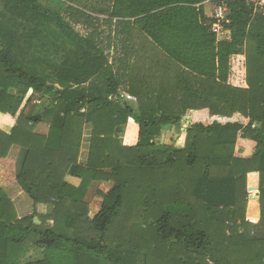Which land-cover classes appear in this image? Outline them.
Listing matches in <instances>:
<instances>
[{
  "label": "trees",
  "instance_id": "trees-1",
  "mask_svg": "<svg viewBox=\"0 0 264 264\" xmlns=\"http://www.w3.org/2000/svg\"><path fill=\"white\" fill-rule=\"evenodd\" d=\"M2 2L0 113L17 118L9 134L0 131V159L21 149L18 184L53 211L38 224L17 219L0 185V264H138V253L143 264H264V14L243 0ZM99 2L113 34L91 15ZM209 3L226 5L229 39L211 30ZM73 24L92 29L81 35ZM242 54L245 87L228 83L230 58ZM125 84L135 106L122 97ZM101 108L114 136H91L79 164L83 124ZM201 108L248 122H196L183 147L158 142L163 129L179 130L186 110ZM128 118L138 125L132 146L119 140ZM238 137L255 143L251 156L235 155ZM69 172L79 187L65 183ZM249 173L258 174L256 223L245 216ZM97 174L114 185L89 218L81 194ZM31 250L42 257L23 261Z\"/></svg>",
  "mask_w": 264,
  "mask_h": 264
},
{
  "label": "crops",
  "instance_id": "crops-1",
  "mask_svg": "<svg viewBox=\"0 0 264 264\" xmlns=\"http://www.w3.org/2000/svg\"><path fill=\"white\" fill-rule=\"evenodd\" d=\"M110 49H112L111 50L112 55L105 52L109 55V60H111L113 57H117L114 54V49L113 48ZM110 49L107 50L110 51ZM170 63L173 64L174 66H177L174 60H171ZM147 93H150V91L149 90H147L146 92L144 91L142 95L145 96V94ZM211 117H214L213 120H215L217 117H221V116H212L207 108L188 109L181 117L180 125L183 124V121H189L188 125L196 122H202L204 124H208L212 122V120L208 121L210 120L209 118ZM16 118L17 115L11 116L9 114L0 113V131L9 134L16 124ZM89 118H90L89 122L83 124L82 132H81V141H80L77 163L82 165H85L88 160L91 136H98L101 138L114 136V131L110 124L107 111L105 109L101 108L95 110L90 114ZM94 118H96V122L99 125V129H102L101 131L95 130ZM44 121L45 122H41L35 127L36 131L40 130L39 133L40 135H44L43 132L46 127L48 130V120L44 119ZM174 129L176 131H180L174 127L163 129V131L160 134L161 137L159 136L161 139V141L159 142L161 144H171L177 148H181L184 145L186 128L184 131H180L177 135H172ZM165 138L167 140H165ZM119 140L121 144L125 146H132L136 144L138 140V125L132 118H128L127 123L123 129V134L120 136ZM254 147H255V143L253 141L238 137L235 144V155L241 157H249L254 152ZM243 150L245 152L244 154L238 153V151H243ZM21 153H22L21 149L13 146L10 149L7 156L0 159V185L7 197L5 199L6 206L8 208L11 207L12 209V213L11 211H9V214L15 215L17 219H22L26 216L31 215L33 217L32 223L38 224L42 220V217H46L52 214L53 204L33 203L31 198L28 196V194L25 193V191H23L21 186L18 184L17 175L19 174L20 165L22 163ZM106 170L107 169L97 170V171H106ZM97 175L98 177L96 179L89 180L86 189L81 194L82 195L81 203L87 205V217L89 218H93L101 208L103 198L100 197L99 192L108 193L114 185V183L111 180H101L99 178V175L101 174H97ZM248 176H251V179L253 178L252 176L257 177L256 173H249ZM255 179L256 178H253V182ZM64 181L70 187L77 188L81 183V178L69 172L65 176ZM64 188L65 190H67V186H65ZM72 195L76 197L78 193H73ZM249 215L257 218L256 221L259 220V209L253 205L251 206L250 201H248V205L246 209V217ZM47 223L51 224L52 220L48 219Z\"/></svg>",
  "mask_w": 264,
  "mask_h": 264
},
{
  "label": "rangeland",
  "instance_id": "rangeland-1",
  "mask_svg": "<svg viewBox=\"0 0 264 264\" xmlns=\"http://www.w3.org/2000/svg\"><path fill=\"white\" fill-rule=\"evenodd\" d=\"M2 4H3V2H2V0H0V10L3 7ZM100 5H101L100 2L98 4H94L93 5V8L95 10L93 11V13H91V15L94 18V20H95V18L99 19V24L101 26L98 24V28H100L101 31H104L105 35H107L108 33H112L113 34V32H111L110 28L108 27V25H105L103 23V19H106L105 16L97 13L98 12L97 9L99 8ZM213 9H214L213 3H209L208 5L205 6V13H207V16H211L212 15ZM257 12L260 13L261 11L260 10H257ZM66 18H68V15L66 16ZM95 22L97 23L98 21H95ZM20 27H23V25H21ZM73 27L81 35H87L91 31V29H92L90 27L83 26L82 24H73ZM33 29H34V27L31 26L30 27V30H33ZM216 36L218 38H220V39H229L230 38V32L222 33L221 35H217L216 34ZM39 41H41V38H39L37 40V44L39 43ZM136 45H139V43L137 42ZM38 49H42L43 50L44 48L39 46ZM111 50L112 49H110V51L109 50H105V52H107L110 55H112V51ZM26 59L29 60L31 58L28 57ZM57 59H59V58H57ZM244 62H245V56H244V54H242V55H234V56H232L230 58V62H229L230 70H229V74H228V83H230L232 85H235V86H243V87H245V65H244ZM25 63H26V61H25ZM27 64L30 65V66L33 65L34 67L36 66V68L37 69H40V70L45 69L46 72H49L50 71V69L49 68H46V66H44L43 64H38V63H34L33 64V63H30V62H27ZM127 90H128V86L126 84L121 87L122 97H124V99L127 102L131 103L132 106H135L136 103H137V97L134 96L133 94L129 93ZM28 95H29V92H28L27 96ZM146 96H147V94H145V96L143 98L144 100L147 99ZM46 102H48V101H46ZM86 111L87 110L84 109L83 113H85ZM209 119L210 120H208V121H211V120L213 121L214 117H211ZM215 120L220 121L222 123L227 122V121H232V122L233 121L234 122L235 121H238V122H241V123H244L245 124V123L248 122V118L243 117V116H241L240 114H237V113L236 114H233L232 117H217ZM188 123H189V121H183V124L180 125V129L179 130L180 131H184L185 128H187L189 126ZM180 131H176L174 129L173 132H172V135H177ZM35 132L36 133H40V130L39 131H36L35 130ZM43 133L44 134L47 133V127L44 129V132ZM160 137H158V142L161 141ZM165 140H167V139L165 138ZM170 143H172V142H170ZM165 145H171V144H165ZM243 152H244V150H243ZM256 175H257V177L256 176H252L253 178H256L254 180V182H253V178L251 179V176H247V179H248L247 180V192H248V201H250L251 206L253 205V206H255V207H257L259 209V202H258V197H259L258 174L256 173ZM253 200H255V201H253ZM249 216L251 217V219H253V221L255 220L253 223H256L257 222L256 221L257 218H255V217H253L251 215H249ZM246 220H248V217H246ZM249 222H251V221H249ZM136 255H137L136 260L138 258V260H137L138 261V264H143V257H142V255L140 253H138ZM59 256L61 257L62 255H59ZM40 257H42V254L41 253L36 252L34 250H31V251H29V252L26 253V255L22 258V260L23 261H26V260H29V259L36 260V259H39ZM64 257L67 258V256H63L62 258H64ZM64 262H65V264H71V263H67L66 259H64Z\"/></svg>",
  "mask_w": 264,
  "mask_h": 264
},
{
  "label": "built area",
  "instance_id": "built-area-1",
  "mask_svg": "<svg viewBox=\"0 0 264 264\" xmlns=\"http://www.w3.org/2000/svg\"><path fill=\"white\" fill-rule=\"evenodd\" d=\"M243 1H245V3H247L248 5H252L255 12H257V10H260L261 11L260 13L264 14V0H243ZM213 7L214 9L212 15L208 16L214 19V21H212L211 23V30L217 35L230 32L229 29L225 27L226 24L230 23V20L226 18V11H227L226 5L213 3ZM81 111L83 112L84 109H81Z\"/></svg>",
  "mask_w": 264,
  "mask_h": 264
}]
</instances>
